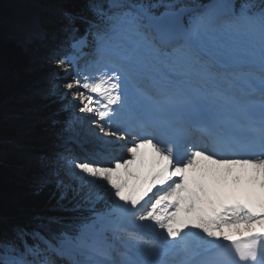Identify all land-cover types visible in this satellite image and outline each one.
I'll return each mask as SVG.
<instances>
[{"label": "snow or ice", "instance_id": "1", "mask_svg": "<svg viewBox=\"0 0 264 264\" xmlns=\"http://www.w3.org/2000/svg\"><path fill=\"white\" fill-rule=\"evenodd\" d=\"M256 23L258 53L224 40ZM61 30L70 51L55 58L71 71L56 92L127 156L57 157L71 177L58 202L106 212L76 231L55 216L18 226L0 264H264V0H87ZM90 42L98 58L81 66ZM108 231L118 246L97 241Z\"/></svg>", "mask_w": 264, "mask_h": 264}, {"label": "rangeland", "instance_id": "2", "mask_svg": "<svg viewBox=\"0 0 264 264\" xmlns=\"http://www.w3.org/2000/svg\"><path fill=\"white\" fill-rule=\"evenodd\" d=\"M27 2V0H0V24L9 25L14 29L30 30L34 28V32H30L35 37V41L33 40L31 45L35 42L39 44L38 50L29 48L31 45L27 47L26 55L28 56L29 62L32 64L29 70L27 72H17L12 76L17 79V83L9 92L8 99L4 101V119L2 120L8 124H12V126L16 127L17 130L21 131L24 135L21 141H11L9 139V143L11 144L9 148L11 151L15 149H27L25 146H20L19 144L21 143L30 147L32 124L35 122H44L46 125L47 123L46 131L50 139L46 141L45 146L42 148L45 153L41 154L40 152L34 151L25 152V154L22 155V158L25 160L20 166L23 171H25L26 168L34 167L38 162L40 163L39 170L52 166V171L48 169V173L41 172L37 175V181L39 180V185H41L45 177L51 176L54 177V179H58L59 175L55 173L64 170V168H61L62 165H66L63 160L59 161L55 166L53 165V161L56 160L57 157H67L69 160L77 157H91L102 162L105 166H109V161L113 156L121 158L125 151L120 148V144L124 143V141H118L116 137H104V141L110 142L114 140L116 143H113V145L112 143L94 145L93 143L89 144L87 142L83 146L76 144V141L71 138V136H78L76 131L85 136V133L88 134L87 130L91 128L94 129L91 126L94 125L96 127V125L92 123V120L89 125H84L83 122L88 119L89 116H85L78 112V101L71 100L70 98L65 99L56 92L55 86L57 82L66 79L58 70L67 69L71 71V69L67 68V65H60L55 58L57 49H62L64 44L65 46L69 45L67 40H65L67 37L64 33L58 35L62 28V4L65 0H40V4L24 8L23 15H15L18 9L23 8L21 4ZM217 4L219 3L217 2ZM255 27L254 25L252 29H255ZM243 31H249L248 27H245ZM41 35L45 38L38 39L37 37ZM252 36L260 39L259 30L253 31ZM27 38L26 41L28 43L29 40ZM64 40L65 42L63 44ZM258 43L260 44V41H258ZM56 46L58 48L54 50ZM64 49L62 51H64ZM92 53V50L86 52V54ZM93 61L94 59L92 62ZM26 77H29V80H26ZM53 98L57 100L60 99L64 102V120L52 116L54 112L49 113L47 101ZM91 133L93 134L92 138H98L96 130H92ZM63 149L67 150V152H64ZM115 149L117 152H115ZM107 150L111 151L109 152ZM54 167L56 169L55 172ZM67 168L70 169V166ZM25 183L31 184L32 182L26 181ZM35 183H33V185H35ZM20 214L23 215L24 218H30V220H34L35 218L34 214L30 215L29 213L23 212V210H21ZM25 214L27 216H25ZM2 217L6 225H8L12 222V219L19 218V215L9 214ZM2 217L0 214V218ZM36 223L37 222H35V224ZM117 245H119V243Z\"/></svg>", "mask_w": 264, "mask_h": 264}, {"label": "trees", "instance_id": "3", "mask_svg": "<svg viewBox=\"0 0 264 264\" xmlns=\"http://www.w3.org/2000/svg\"><path fill=\"white\" fill-rule=\"evenodd\" d=\"M27 1V3L21 4L23 8L18 9L15 15H23V9L27 6L31 7L40 4V0ZM158 1L162 4H166L169 0ZM211 1L212 0H179V2H184L187 5L205 4ZM251 2L259 5L261 0H251ZM86 3L87 0H65L62 4L63 11L67 8L80 10ZM34 30V28L30 30L14 29L9 25L0 24V214L19 215L21 210H23V212L30 211L35 215V220L33 222L26 217L17 218L15 221H12L15 227L20 226L29 228L34 227L35 222L40 218L55 216L60 219L62 227L74 231L80 223L89 218L91 211H87L86 208L91 205L84 204L81 207H77L78 198L77 200H73L71 197L63 202H58L60 189L57 187V179L47 176L41 185H39V180L37 181V175H39V173H48V167L39 170V162L32 168H26L25 171L20 168L25 160L22 158L25 152L34 151L40 152L41 154L45 153L42 148L45 146L46 141L50 139L46 131L47 123L46 125L44 122H35L32 124L30 147L24 150L15 149L11 151L9 148L11 145L9 143L10 140L21 141L24 135L21 131H18L16 127L12 126V124H8L2 120L4 119V101L8 99L9 92L17 83V79L12 76L17 72H27L30 65H32L26 55V50L35 39L32 35ZM26 38L29 40L28 43ZM89 45H92L91 42ZM31 46L33 50L39 49V44L36 42ZM63 53L64 52L60 54ZM25 79L29 80V77ZM47 105L49 113L54 112L52 116L64 120L63 101L53 98L47 101ZM62 167L64 168V172L57 171L55 174L62 176L67 183L71 179L70 172L67 167ZM26 181L32 183H25ZM33 183H35V185H33ZM95 205L102 206L103 208L107 207L104 200L96 202ZM12 234L13 229L8 228L5 221L0 219V240L10 238Z\"/></svg>", "mask_w": 264, "mask_h": 264}, {"label": "bare ground", "instance_id": "4", "mask_svg": "<svg viewBox=\"0 0 264 264\" xmlns=\"http://www.w3.org/2000/svg\"><path fill=\"white\" fill-rule=\"evenodd\" d=\"M215 4H217V2L215 3ZM20 16V15H19ZM17 17V16H16ZM246 32H248V31H241L240 33H234V34H232V35H230V36H226V37H224V40L227 42V43H230V44H232L233 46H235V47H238V48H249V49H252V50H254V51H256L257 53L259 52V47H260V44L258 43V41L259 40H254V38H248L247 36H245L244 34L246 33ZM63 34V32H62V30L61 31H59V33H58V35H62ZM68 38V37H67ZM65 39V40H67V42L69 43V39ZM65 40L63 41V44H64V42H65ZM248 43H249V45H248ZM64 46H65V44H64ZM31 48V47H30ZM56 48H58L57 46L54 48V50L56 49ZM94 46L93 45H88L87 46V48H86V52L87 51H89V50H94ZM53 49V48H52ZM70 51V49L69 48H66V49H64V51H61V53L62 52H64L63 54H67L68 52ZM93 54V53H92ZM92 54H87L88 56H92ZM94 60L95 59H97V57H98V54H97V52H96V54H94ZM46 76V75H45ZM91 120H93V118L92 117H88V119H86L84 122H83V124L84 125H89L90 124V122H91ZM43 126V125H42ZM91 127H93L94 129H90V130H87V132H88V134H90V135H88V139L91 141L92 139H95V138H92V136H93V134L91 133L92 132V130L93 131H97V129H96V127L94 126V125H92ZM76 133L78 134V136H71V138L72 139H74L76 142V144H78V145H81V146H83V145H85L86 143H87V138H86V136H84V135H82V134H79V132H77L76 131ZM74 135V134H73ZM83 137V138H82ZM72 139H71V141H72ZM100 141H102V140H100ZM113 141V142H112ZM111 143H112V145H113V143H116L114 140H111L110 141ZM89 144L90 143H93V140H92V142H88ZM94 143H97L96 141H94ZM110 143V144H111ZM63 151L64 152H67V150H64L63 149ZM107 151H109V150H107ZM93 154H96V153H93ZM124 156H127V153L125 152L124 154H123V157ZM106 161H109V160H106ZM145 237L147 238V239H151V238H153V236H147L146 234H145ZM116 239V243L115 244H118V243H120V240H119V238H118V236L115 238ZM111 244H113L112 242H110Z\"/></svg>", "mask_w": 264, "mask_h": 264}, {"label": "water", "instance_id": "5", "mask_svg": "<svg viewBox=\"0 0 264 264\" xmlns=\"http://www.w3.org/2000/svg\"><path fill=\"white\" fill-rule=\"evenodd\" d=\"M26 213H29L30 215L34 214V213L30 212V211L29 212H26ZM25 216H27V215L25 214ZM26 218H28V217H26Z\"/></svg>", "mask_w": 264, "mask_h": 264}]
</instances>
